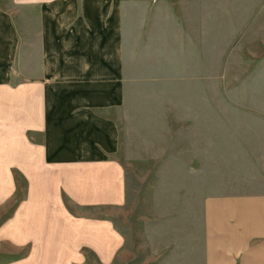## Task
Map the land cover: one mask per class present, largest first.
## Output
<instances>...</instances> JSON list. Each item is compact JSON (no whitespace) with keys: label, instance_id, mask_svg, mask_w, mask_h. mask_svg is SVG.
<instances>
[{"label":"crops","instance_id":"obj_1","mask_svg":"<svg viewBox=\"0 0 264 264\" xmlns=\"http://www.w3.org/2000/svg\"><path fill=\"white\" fill-rule=\"evenodd\" d=\"M29 1L31 9L13 10L0 0V188L11 170L23 178L17 221L31 218L32 236L22 239L46 242L43 255H51L47 242H79L109 263L126 241L116 226L129 218L117 151L133 86L199 80L184 76L177 51L198 46L195 32L214 33L233 0ZM250 8L245 26L264 4ZM244 129L247 143L264 146V121ZM175 130L177 140L198 145L191 160L214 154L215 122L183 120ZM223 188L239 189L205 195L186 242L177 216L176 264H264V182L260 190Z\"/></svg>","mask_w":264,"mask_h":264},{"label":"rangeland","instance_id":"obj_2","mask_svg":"<svg viewBox=\"0 0 264 264\" xmlns=\"http://www.w3.org/2000/svg\"><path fill=\"white\" fill-rule=\"evenodd\" d=\"M3 3L13 10L32 8L29 0L18 7L10 0ZM228 3L232 9L226 10L225 18L224 11L220 12L217 19L224 22L216 25L214 33L195 32L192 35L200 39L193 44L198 46L177 51L183 52L178 60L184 62L180 66L184 76L199 73V80L136 83L135 95L128 97L117 151L125 172L129 207V218L116 222L126 238L122 252L102 263L86 245L51 241L47 242L51 255H43L46 242L22 239L32 236L28 230L31 218L21 215L17 221L18 213L24 211L16 206L27 188H23V178L11 170L0 188V264H176L177 216L182 218L178 224L182 223L186 242L198 227L199 205L205 195L239 189L223 188L229 185L262 189L264 161L259 157L264 146L258 138L256 143L255 138L252 144L247 143L250 138L246 139L244 126L264 121V11L254 25L249 24L251 18L247 26L243 21L250 7L257 9L264 0ZM167 120L172 128L165 127ZM183 120L215 122V152L210 159H190L198 145L193 146L187 137L177 140L175 136V125ZM199 132L202 140L205 131ZM179 148L182 151L177 154ZM253 185L258 187L250 188ZM66 244L72 248H65ZM170 252L173 256L167 257Z\"/></svg>","mask_w":264,"mask_h":264}]
</instances>
